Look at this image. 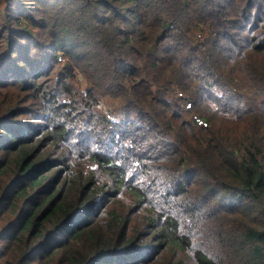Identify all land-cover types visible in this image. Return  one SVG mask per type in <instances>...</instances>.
<instances>
[{
  "label": "trees",
  "instance_id": "trees-1",
  "mask_svg": "<svg viewBox=\"0 0 264 264\" xmlns=\"http://www.w3.org/2000/svg\"><path fill=\"white\" fill-rule=\"evenodd\" d=\"M0 264H264V0H0Z\"/></svg>",
  "mask_w": 264,
  "mask_h": 264
},
{
  "label": "rangeland",
  "instance_id": "rangeland-1",
  "mask_svg": "<svg viewBox=\"0 0 264 264\" xmlns=\"http://www.w3.org/2000/svg\"><path fill=\"white\" fill-rule=\"evenodd\" d=\"M80 81L78 82V86L82 90V88L84 86V79L81 77ZM100 106H101L100 110L106 113L107 109L110 108V106H111V102L108 99H103V100H101Z\"/></svg>",
  "mask_w": 264,
  "mask_h": 264
}]
</instances>
